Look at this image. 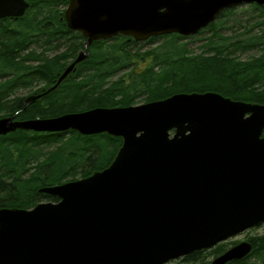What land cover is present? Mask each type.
<instances>
[{"label":"water","instance_id":"1","mask_svg":"<svg viewBox=\"0 0 264 264\" xmlns=\"http://www.w3.org/2000/svg\"><path fill=\"white\" fill-rule=\"evenodd\" d=\"M12 1L0 0V16L19 15L27 5ZM240 1L70 0L65 19L70 29L87 37L86 46L119 33L134 39L174 30L192 33L213 21L223 6ZM162 7L165 11L158 12ZM87 55L80 52L39 96L54 91ZM248 110L253 114L244 118ZM171 124L181 135L189 129L200 137L197 142L187 139L188 145L182 139L168 140ZM263 126L264 108L213 93L49 119L0 118V135L17 128L72 127L84 134L108 131L124 138L109 168L39 190L57 194L60 203H39L29 210L0 208V264H162L253 227L264 221ZM251 249L249 241H241L212 264L240 260Z\"/></svg>","mask_w":264,"mask_h":264},{"label":"trees","instance_id":"2","mask_svg":"<svg viewBox=\"0 0 264 264\" xmlns=\"http://www.w3.org/2000/svg\"><path fill=\"white\" fill-rule=\"evenodd\" d=\"M254 8L259 11V17L264 19V8H258L256 6ZM42 13L39 7L30 18H26L23 22H20L17 25V29H14L17 36H11L8 39V36H3L6 34L5 31H0V79H3L0 82V94L5 91H11L16 85L27 83V81H30L34 77H42L48 82V85L53 83L57 72L61 68L60 61L71 53L70 50H66V52L60 53L57 56H45L42 64H30V61H33L34 58L26 54L25 51L29 50L31 45L38 43L39 40H44V44H46L49 49L55 50L57 47L53 44V41L59 40L61 37L77 39V37L71 36L70 34L72 32L67 31L60 23L59 26L56 27V24H58L56 22L58 21H54L53 23L55 30L47 27L49 22L46 23V25L45 23L41 24L45 17H43L41 21L37 20V18H39ZM232 14L233 13H224L219 17L217 23L213 25V34L217 35L216 31L218 28L225 29V20L232 18ZM262 23L264 25V21ZM38 34L42 35L38 37ZM213 37L221 39L220 36L213 35L210 37L208 42L204 45L206 46L205 50H210L212 48L218 50V47L214 45L216 42H213ZM163 38H165L166 41L158 45L155 52L161 57V63H163L166 58L179 57L184 55L187 51L186 43H180L182 38L175 36H165ZM115 40L122 43L120 49L124 48V46L127 47L124 54H129L128 48L130 42L122 37H117ZM239 44L240 47L261 48L262 53L247 62L229 63L225 68L222 79L216 82L213 78L205 82L204 86L213 89L216 88L220 93L226 96L230 95L227 94V92L237 90L238 93H240L238 96L231 94L235 99L259 101L258 98H264V94H258V92L253 91L252 86L259 84L264 87V34L246 38L241 40ZM75 46H80L79 40H76ZM94 47L93 53L90 54L89 58L81 63L77 69L82 76L100 79L107 75L114 74L117 69L123 67L121 56L115 55L116 53L118 54V51L115 49L118 48L117 44H110L109 47L112 48L110 51H107L106 45L101 42L97 43ZM223 48L222 46L219 50H223ZM179 67H181L180 74L188 76V71L182 66ZM143 76L144 73L138 77L129 76L128 79L131 84L133 83L135 85L132 87V85L129 84L126 88H132L136 92L137 89L145 92L150 91L151 81L153 79L155 81L158 80L157 74L153 72V70L147 72L144 76L147 78V81H144ZM138 80L140 83L146 84L145 88L141 89L139 85H136ZM116 83H119L122 88L118 86L114 88L115 90L123 89V81ZM217 86L219 87L217 88ZM79 92L80 86L78 88L77 85L62 87L45 97L44 100L51 101L52 107H54L52 104L66 99L70 100L72 103L81 96ZM260 92H264V89ZM155 93L164 95L165 91L155 89ZM20 103H22V100H16L14 102V104H17V108L20 107ZM23 113L26 112H22L21 114ZM54 113L56 112H50L52 115H54ZM105 138L107 137L103 135L87 138L95 147L93 151L85 148L84 140L77 137L60 140L55 139L53 134H38L24 130H17L7 135H1L0 208H29L36 202L37 197L51 199L46 194L38 193L36 189L43 185H53L68 177L78 163L80 166L82 164L91 171L102 169L112 158L111 153L104 150L103 140ZM55 140L60 143L53 150L46 153L39 162V154L36 152L38 150L36 145L38 144L39 146L41 143H48ZM33 159H36L34 165L31 164ZM249 241L252 244V250L249 255L231 264H250L247 262L250 257L264 254V233L253 237ZM225 250L224 246H221L210 250L195 251L185 256L183 261L199 263L202 259L208 256H217ZM261 264H264V256L261 257Z\"/></svg>","mask_w":264,"mask_h":264},{"label":"bare ground","instance_id":"3","mask_svg":"<svg viewBox=\"0 0 264 264\" xmlns=\"http://www.w3.org/2000/svg\"><path fill=\"white\" fill-rule=\"evenodd\" d=\"M22 1L25 4H27V5L24 7V10H23V12L21 14H19V15L9 14V15L0 16V31L2 30V31H5V33H6L3 36H8L7 37L8 39L11 36H17V33L14 31V29H17V25L20 22H23V20H25L26 18H30L33 15V13L35 12V10H37L40 7L43 13H42L41 16H39V18H37V20L41 21V19L43 17H45L44 21L41 22V24L45 23V25H46V23L49 22L47 27L53 28L55 30V26H54L53 23H54V21H58V22H56V23H58V24H56V27H58L59 23H60L62 26H64L66 28L67 31L72 32L70 34L71 36H75V37H77V39H74V38L69 39V38H66V37H61V39L53 41V44L56 45V47H57L55 50L49 49L48 46L46 44H44V40H39L38 43L31 45L29 47V50L25 51L26 54H29L32 58H34L33 61H30L31 65L32 64L33 65L42 64L44 62L43 59H44L45 56L52 57V56H48L49 53H51V55H53V56H57L60 53L66 52V50H70L71 53L67 57H65L64 59H62L60 61V67L61 68L57 72L56 78H55L53 83H51L48 86H45L44 88H41L38 91H35L32 94L24 97V100L22 101V103H20V107L17 108L16 107L17 104H13V106H12L13 115L10 116V117H13L14 121H27V120H33V119H49V118L59 117V116L65 115V114L83 113V112H87V111H90V110H93V109H96V108L123 109V108L138 107V106L141 107V106H145V105H147L149 103H154V102L164 103L168 99H170L172 96L180 95V94L204 96L205 94L213 93V94L222 95L223 97L229 99L232 102H243L244 104H247V105H249L251 107L258 108V109L264 108V98H258L259 101H256V100H250V101H246L245 100L244 101V100H241V99H235V98H232V97L224 96L222 93L218 92V90L216 88L213 89V88H209V87H205L204 86L205 82H208V78H210V77H214L213 80L216 81V82H217V80L222 79V76H218V75H215V76L211 75L207 79H202V82L198 83L194 87L185 86L184 89L180 88V89H178L175 92H170V91L169 92H165L164 95L155 93V89H154L155 80L154 79L151 81V89L148 92L141 91L140 89H137V92H136L132 88H126L129 84H131L130 80L128 79L129 76L138 77L142 73H144V76H145L146 73L149 72L150 70H153V72H155L157 75H158V72L155 71L153 67H149V65H147V61L145 60L144 57L138 59V61L142 64V66L141 67L138 66V67H140L141 70H137V67L134 66V64L132 62V59L130 58V55L129 54H127V55L124 54V52L127 49V47L124 46V48H122L123 50L120 49V47H122V45H121L122 43L115 40V38H117V37H122L123 39L128 40L130 42L129 44L131 46H137V45H139L141 43L152 44V43H155L156 41H158L159 39H162L165 36H167V37H170V36L179 37V38H182V41H183L185 39H191V40L198 39V37H201V36L207 34L205 36H208V35L210 37H212L213 35L214 36H220L221 39H225L226 40V39H230V38H228L229 36L226 35V32L230 31L232 28H234L236 26V24L239 23V21H237V19H235V18H230V19L225 20V29L218 28L217 31H216L217 35H215V34H213V32H214L213 25H215V23H217V21L219 20V17H221L224 13L231 14V13H235L238 10L242 11L243 10L242 8L244 6L250 7L251 11H254V10L258 11L254 7L256 6L258 8H264V4L260 5L256 1L242 0V1H240L238 3H235V4H232V5L223 6L217 12V14H216V16H215L213 21H211L210 23H207L204 26L199 27L195 32L188 33V34H182L180 32H177L176 30H174L172 32H167V33H164V34L160 33L158 35H152V36H149L147 38L134 39L130 35H124V34H120L119 33V34L114 35V36L111 35V36L105 37V38L93 39L89 44H87L85 46L84 44L87 41V37H85L84 34L82 32H80V31L70 29L68 27L67 21L65 19L66 18L65 17V11L69 7L70 0H22ZM4 2L6 4H9V5L14 4V2L12 0H4ZM164 11H165L164 7L160 8L158 10V12H164ZM49 18H51V19H49ZM263 21H264V19L262 17L261 18L259 17V20L254 22V23L252 22V25L250 26L251 31L254 30V29L262 30V33L261 34H255L256 36H260V35L264 34V25L262 23ZM235 32H237V31H235ZM73 33H75V34H73ZM41 35L42 34H38L37 36L40 37ZM209 38L204 39V40L200 39V40L201 41L207 40L206 41V43H207ZM213 38L216 39L215 37H213ZM76 40L80 41V46H78V47L75 46ZM241 40H244V39H240V40H237V41L233 42V45H236L237 47H239L241 49L257 48V47H240L239 43H240ZM100 42L104 43L106 45V50L107 51L112 50V48L109 47L110 44H117V47L119 49L115 48L116 51H118V54L116 53L115 55H120L121 56V61H122L123 67L117 69L114 74L107 75V76H105L103 78H100V79H95L93 77L92 78L91 77H89V78L88 77H84L77 71V69H78V67H79V65L81 63H83L85 60H87L89 58L90 54L93 53V50L95 48L94 46L97 43H100ZM183 43H186V42H183ZM229 45L232 46V44H229ZM229 45L223 44V47L227 49L229 47ZM74 47H76V48H74ZM204 47H206V46H204ZM36 49L39 50L38 53L36 52ZM83 50H86V52L88 53L86 59H84L81 62L77 63L74 66V68L72 69V71H70L68 73V75L60 82V84L51 93L55 92L56 90H59L62 87L64 88V87H68V86H72V85H77L78 88H79V86H80V92L79 93L81 94V96L78 97L75 100V103L78 104V103H81L84 99H86V97H85L86 93L89 92L90 89H91L92 93H96V91L93 88H90L91 85L99 84V85H101V87L103 89L101 91V93L109 92L110 94H113L114 97H117L119 95L120 96L119 97L120 100H117L116 102H112V100H110V99L101 97V98H99L96 101V103L95 102H91L84 109H77V110H74V111L69 110V111H65V112H62V113H58V114L55 113L54 115H47V116L38 115V116H33V117H22V115H23V114H21L22 112H30V110L33 107H35V105H39L44 100L45 97H47V96H49L51 94L50 93V94H48L46 96H39L40 94L43 93V91L47 90L48 88H50L51 86H53L56 83L58 77L62 74V72L65 70V68L67 66H69L77 58L78 54L80 52H82ZM180 57L181 56H179V57L176 56L174 58H166L165 62L169 61V60H172L171 62H173L175 60L177 61ZM68 59H70V61L68 63L63 64ZM236 62H241V61L236 60V61H233L231 63H236ZM131 67H134V70L132 72H129L128 75L123 76L124 79L122 78V75H120L121 77L118 76L120 78L114 80L113 82H108V79L110 77H115L120 72L127 71ZM7 78H9V77H7ZM38 78H40V77H38ZM4 79H6V78H4ZM2 80L3 79H0V82ZM126 80L128 81L127 83H126ZM119 81H123L124 82L123 83V89H116L115 90L114 88H116L118 86L121 87V85L119 83H116V82H119ZM144 81H147L146 77H144ZM22 84L23 83L16 85L13 89H15L16 87H18V86H20ZM143 84H144V86H143ZM131 85H132V87H134L135 84L132 83ZM136 85L137 86L139 85L141 87V89H143V88H145L146 84L142 83V82L140 83L139 80H138ZM219 86H217V88ZM124 88H126V89H124ZM256 89L259 91L258 94H264V92H260V91H262L263 88H256ZM6 92L7 91H5L4 93H1L0 96L5 94ZM138 95H146V101L145 102H141V103H133V101L135 100V98ZM30 96L31 97L32 96H35V97L38 96V97L36 99H34V100H29L28 102L25 101ZM60 110L61 109L53 108V109L46 110V111L53 113V112H60ZM224 114L227 115V112H224ZM252 114H253V111L248 110V111L244 112L243 115H244V118H246V117H250ZM17 115H19V117H16ZM2 118H9V117H2ZM171 122H173V121H171ZM184 125H187V123H185ZM17 130L30 131V132L38 133V134H53L55 139H60V140H62V139L67 140L70 137L81 138V139L84 140L85 148L91 149L93 151L95 150L94 149L95 147H94V145L92 143H90V141L87 138L103 135V136L107 137V138H105L103 140L104 150L107 151V152H110L111 155H112L111 160L102 169L91 171V170H89L88 168H86L82 164L80 166L79 163H78L73 168L74 170L73 171L71 170L72 172H71V174L68 175V177L69 178L70 177H76L77 175H79V178L68 179V177H66V178L62 179L61 181L54 183L53 185L40 186L38 188V193L46 194L51 199L43 198V200H46V201L34 203L33 204L34 206L32 205L33 207H35L39 203L53 202L54 204H57V203H60L62 201V198L60 196H58L57 194H47V193H44V192H40L39 190L41 188L49 187V186H60V185H63V184L69 183V182L80 181V180H83V179H86V178L90 177L92 174H95L97 172H101L102 170L109 168L110 164L113 162L115 157L118 155V153H119V151H120V149H121V147L123 145V142H124L123 136L115 135V134L109 133L108 131H103V132H100V133L97 132V133L84 134V133L80 132L78 129H75V128L71 127V128H68V129L62 130V131H36V130H32V129L17 128L16 130H14L12 132H15ZM12 132H9V133H12ZM7 134H4V135H7ZM140 134H141V132L138 131L137 133H135V137H138ZM259 136H260V138L264 137V126L262 127ZM182 137H190V138H182ZM198 137H200V136H194L193 137L192 133H191V131L189 129H186L184 131L183 135L179 134L178 127L175 124H171L166 129V138L168 140L182 139V141L184 142L185 145H188V143L186 142L187 139H190V140L194 139L196 141V138H198ZM49 143L56 144V146H57L60 142L55 140V141H52V142L41 143V144H49ZM180 148L182 150H186V148H184L183 146H180ZM167 155L169 157H171L173 155V152H172L171 149H167ZM158 165L160 167L161 164H158ZM202 171H203V169H201V172ZM180 181H183V179H181ZM32 206H30L29 208H21V209L29 210V209L33 208ZM261 223H264V221L257 223L253 227H255V226H257V225H259ZM235 235L236 234H232L228 238H230L232 236H235ZM228 238H226V239H228ZM226 239H224V240H226ZM224 240H222V241H224ZM222 241H220V242H222ZM220 242H218V243H220ZM216 244H214L213 246H211L209 248L214 247ZM209 248H202L200 250H207ZM197 251H199V250H197ZM224 252L225 251H223L222 253H224ZM222 253H220L219 255H221ZM248 255L249 254H247L245 257H247ZM216 257H214V258H216ZM245 257H243V258H245ZM214 258L210 261L209 264H212V261L214 260ZM175 259H177V258L169 259L167 262L175 260ZM235 261H238V260H234V261L228 262L226 264H231L232 262H235ZM167 262L165 261L162 264H166Z\"/></svg>","mask_w":264,"mask_h":264},{"label":"rangeland","instance_id":"4","mask_svg":"<svg viewBox=\"0 0 264 264\" xmlns=\"http://www.w3.org/2000/svg\"><path fill=\"white\" fill-rule=\"evenodd\" d=\"M242 11H236L232 14V18L237 19L239 21L238 24L234 28H232L230 31L226 32V35H228L230 39H219L216 38L213 40L215 46H217L218 50H215V48H212L210 50H205L206 47L203 45L206 43L207 40L201 41L200 39L204 40L209 38L210 36H201L198 37V39H185L181 40L180 43L186 42V52L185 55L181 56L178 61H164L161 63L160 59L161 57L155 53L156 52V46L160 45L162 42L166 41L165 38L159 39L155 43L148 44V43H141L137 46H129V55L132 59V62L135 67H137V70H141L140 67L142 64L138 61V59L144 57L147 61V65L149 67H153L155 71L158 72V80L154 83V89L158 90H164L165 92H175L180 88H183L185 86L187 87H194L198 83L202 82V79H207L211 75H218L223 76V73L225 72L226 66L236 60H239L241 62H247L251 60L252 58H256L259 56L262 51L261 48H250V49H241L237 47L236 45H233V42L245 39V38H252L255 36V34H261L262 30L254 29L251 31L250 26L252 25V22H256L259 20V12L258 11H251L250 7L244 6L242 8ZM237 31V32H235ZM222 40V41H221ZM229 45L232 44V46L229 45V47L223 48V50H219L223 44ZM213 46V45H212ZM221 46V47H219ZM38 49H36V52L38 53ZM48 56H53L51 53H49ZM45 58V57H44ZM70 59L65 61L63 64L68 63ZM140 66V67H138ZM179 66H182L185 70H187V75L184 76L180 74V68ZM134 70V67H131L127 71L120 72L115 77H110L108 79V82H113L114 80L120 78L123 76L128 75L129 72H132ZM180 74V75H179ZM120 76V77H118ZM214 77L208 78V80L213 79ZM126 82H128L126 80ZM45 86H48V82L43 79L42 77H34L30 81H27V83L22 84L15 89L11 91H7L5 94L0 96V118L2 117H10L13 115V104L16 100H24V97L32 94L35 91H38L41 88H44ZM255 87L263 88V86L259 84H255L252 86L253 91L259 92L256 90ZM90 88H93L96 93H92L91 89L89 92L86 93V99H84L81 103L76 104L75 102H72L68 99L57 102L55 104H52L54 107L51 106V101L49 100H43L39 105H35L30 112L23 113L22 117H33L38 115H52L50 112L46 110H50L53 108L61 109L60 112L62 113L69 110H77V109H84L86 106H88L91 102H95L103 97L112 100V102H116L117 100H120V96L114 97L113 94H110L109 92L101 93L103 90L101 85L99 84H93L90 86ZM219 92V91H218ZM227 97H233L231 94H235V96H238L240 93H238L237 90H232L230 92H227ZM224 95V94H223ZM226 96V95H224ZM242 100V99H241ZM146 101V95H138L133 103H141ZM245 101V100H244ZM55 114V113H54ZM17 115L16 117H18ZM35 146V145H34ZM56 144H38L36 145V148L38 149L36 152L39 154L38 161L42 159V157L51 151ZM36 162V159H33L31 162L32 165H34ZM77 174V173H76ZM71 178H79V175L76 177H68V179ZM40 187V186H39ZM38 187V188H39ZM38 188L36 191L38 192ZM46 201L43 200V197L39 198L37 197L36 202H42ZM33 203V204H34ZM32 204V205H33ZM34 206V205H33ZM32 206V207H33ZM6 208H15V207H6ZM264 233V223H261L255 227H252L250 229H247L245 231H242L235 236H232L220 243H217L214 247H223L224 249H228L232 245L241 242L243 240H251L253 237L261 235ZM212 248H209L207 250H210ZM251 252V251H250ZM264 254H259V256L255 255L250 257L247 262L250 264H261V257H263ZM216 256H208L205 259H202L199 263H191L188 261H183L184 257H179L175 260L169 261L166 264H209L210 261ZM242 260V259H241Z\"/></svg>","mask_w":264,"mask_h":264}]
</instances>
